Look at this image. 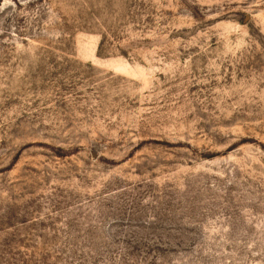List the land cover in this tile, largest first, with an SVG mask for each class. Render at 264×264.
Segmentation results:
<instances>
[{"label": "rangeland", "instance_id": "1", "mask_svg": "<svg viewBox=\"0 0 264 264\" xmlns=\"http://www.w3.org/2000/svg\"><path fill=\"white\" fill-rule=\"evenodd\" d=\"M0 264H264V0H0Z\"/></svg>", "mask_w": 264, "mask_h": 264}]
</instances>
